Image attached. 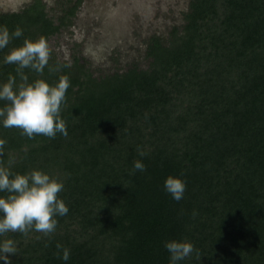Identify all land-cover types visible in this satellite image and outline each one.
<instances>
[{"label":"trees","instance_id":"trees-1","mask_svg":"<svg viewBox=\"0 0 264 264\" xmlns=\"http://www.w3.org/2000/svg\"><path fill=\"white\" fill-rule=\"evenodd\" d=\"M77 5L57 24L40 0L0 13V26L23 30L0 50V82H20L4 55L25 37L48 40ZM182 17L146 41L145 68L94 76L73 55L49 58L42 75L22 69L29 81L68 76L67 135L0 125V163L63 180L69 211L49 236L8 233L18 242L12 264H169L164 242L182 238L195 251L178 264H264V0H189ZM168 175L185 181L179 201L165 191Z\"/></svg>","mask_w":264,"mask_h":264},{"label":"clouds","instance_id":"clouds-1","mask_svg":"<svg viewBox=\"0 0 264 264\" xmlns=\"http://www.w3.org/2000/svg\"><path fill=\"white\" fill-rule=\"evenodd\" d=\"M22 35L23 30L19 26L11 32L7 26H0V50L6 48L13 38ZM50 53V46L44 36L36 39L25 37L20 46L11 48L3 57V63L17 65L20 82L17 83L11 76L6 82H0V101H5L0 107V125L19 128L21 135L28 138L37 134L50 138H54L57 133L67 135L66 123L60 113L70 85L68 76L60 75L57 82L49 84L42 78L29 81L22 72V69L29 68L42 75ZM5 143L0 138V152ZM137 151L140 157L146 155L139 148ZM133 169L143 172L146 165L136 159ZM63 188V180L42 169L33 168L21 173L0 163V264H12L11 257L18 253V242L8 237V233L27 234L34 230L49 236L55 231V217L64 216L69 211L65 201L58 195ZM164 188L174 200L179 201L184 196L186 184L181 177L168 175ZM193 215H196L195 210ZM164 246L170 254L169 264H178L195 251L192 242L186 238L167 240ZM56 247L62 250L57 253L59 258L67 262L70 249L59 243Z\"/></svg>","mask_w":264,"mask_h":264},{"label":"rangeland","instance_id":"rangeland-1","mask_svg":"<svg viewBox=\"0 0 264 264\" xmlns=\"http://www.w3.org/2000/svg\"><path fill=\"white\" fill-rule=\"evenodd\" d=\"M33 0H0V13L16 12ZM54 24L75 2L68 22L48 38L50 59L75 55L94 76L123 71L144 57L150 36L166 37L183 23L189 0H40Z\"/></svg>","mask_w":264,"mask_h":264}]
</instances>
